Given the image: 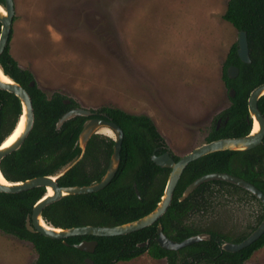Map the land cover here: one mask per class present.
Returning a JSON list of instances; mask_svg holds the SVG:
<instances>
[{"label": "trees", "instance_id": "1", "mask_svg": "<svg viewBox=\"0 0 264 264\" xmlns=\"http://www.w3.org/2000/svg\"><path fill=\"white\" fill-rule=\"evenodd\" d=\"M4 1L0 0L3 5ZM238 32L244 30L248 43L249 62L237 55V43H233L223 62L225 86L234 95L223 110L218 127L214 123L206 136V142L248 134L252 127L247 98L250 91L264 82V0H228L221 15ZM11 31L8 42L10 40ZM236 66L237 75L229 78L226 68ZM0 68L12 80L28 92L34 120L31 130L20 147L0 160V172L10 182L36 176H55L80 154L78 134L89 117H101L118 124L123 131L120 159L112 180L102 189L66 195L45 206L41 217L45 224L55 228L83 225L114 226L140 218L149 213L160 200L170 169L160 167L151 160L169 148L157 131L153 121L145 114H131L112 106L92 110V115L75 116L56 127L58 119L77 103L58 92L47 96L36 84L33 74L18 66L9 53L7 43L0 54ZM264 117V95L257 102ZM18 98L0 89V143L11 133L20 115ZM114 140L101 134H93L87 141L82 156L62 175L57 177L59 186L88 185L101 179L113 151ZM171 153V152H170ZM172 155V154H171ZM174 160L179 157L172 155ZM214 172L237 176L254 185L264 194V138L254 148L235 151L223 150L208 153L189 162L174 188L171 202L163 215L153 224L142 229L115 236H70L64 239L47 237L26 229V218L32 207L45 194L44 187L9 193L0 192V231L18 239L29 241L35 252L33 264H114L129 261L146 252L155 259L165 258L166 264H243L251 254L264 246V232L250 245L236 252L220 249L223 241L239 242L244 239L264 216L259 200L247 190L222 180L201 183L185 199L179 200L184 189L198 177ZM216 187L240 190L256 200L262 207L254 225L248 231H223L219 223L195 224L192 218L202 216L212 205ZM170 239L181 241L191 235L208 233L210 239L198 241L177 250L161 248L157 237V223ZM95 239L94 251L79 250L73 244L81 240ZM148 241L147 244H139Z\"/></svg>", "mask_w": 264, "mask_h": 264}, {"label": "rangeland", "instance_id": "2", "mask_svg": "<svg viewBox=\"0 0 264 264\" xmlns=\"http://www.w3.org/2000/svg\"><path fill=\"white\" fill-rule=\"evenodd\" d=\"M227 1L13 0L9 53L47 96L58 92L91 112L112 106L147 115L180 157L206 142L230 104L223 62L238 31L221 16ZM214 194L193 223L236 233L254 225L262 208L256 200L230 187ZM35 258L29 241L0 231V264ZM114 264L166 260L144 252ZM243 264H264V246Z\"/></svg>", "mask_w": 264, "mask_h": 264}, {"label": "water", "instance_id": "3", "mask_svg": "<svg viewBox=\"0 0 264 264\" xmlns=\"http://www.w3.org/2000/svg\"><path fill=\"white\" fill-rule=\"evenodd\" d=\"M3 5L0 4V54L3 52L6 47L11 31L12 20L14 16V4L13 0H3ZM237 55L243 62H249L248 55V43L246 38V32L244 30H240L237 36ZM0 72L3 73L0 68ZM238 69L236 66H229L227 68L228 77L232 78L237 75ZM4 74V73H3ZM8 81L0 80V89L7 91L9 93H13L20 102V115L16 124L18 123L21 115L24 117L23 129L19 133L18 137L14 139L10 144L6 146H2L3 141L0 143V160L7 154L12 151L18 149L20 145L23 143L24 139L28 135L29 131L32 128L34 114L33 107L30 96L25 88L19 83L12 80L8 75ZM36 84L35 80L30 82V85ZM234 95V91L230 89V96ZM264 95V82L254 87L247 98V108L249 117L253 120L256 119L258 122V130L252 132V128L250 132L244 136L240 137H226L220 138L216 140H212L209 142H205L183 156H180L177 160H174L170 151H165L159 155L152 154L151 160L160 167H167L170 169L168 174L166 184L163 189V193L160 197V200L157 202L155 207L146 215L137 218L135 220L122 223L114 226H94V225H83V226H75L69 228H55L49 226L44 223L41 212L45 206L48 204L57 201L58 199L72 194H84L95 192L103 187H105L114 177L120 159V148L121 142L123 138V131L121 127L115 122L101 118V117H92V112L88 109H83L80 107H74L70 110L66 111L57 121L56 127H60V125L75 116H91L83 123L82 128L78 134L77 144L80 148L79 156L73 160L71 163L66 165L63 169L59 171L55 176L51 175H43L36 176L29 179H25L22 181L10 182L7 181L0 172L1 177L4 179V183L0 182V192H9L16 193L24 190H28L34 187H44L46 190L50 188L51 194H45L40 198L32 207V211L30 217L26 218L25 226L26 229L30 232H39L47 237L55 238V239H64L70 236H80V235H90L95 237L100 236H115V235H123L127 234L144 227H147L157 220L163 215V213L168 208L174 188L180 178V175L186 165L208 153L215 151H223V150H235V151H243L254 148L255 146L262 143L264 138V117L258 109L257 102L258 99ZM65 102H69V100H65ZM15 124V126H16ZM15 128V127H14ZM13 128V129H14ZM108 130L113 132L115 137L113 138V151L109 158L108 166L106 168L105 173L101 177L100 180L96 182H92L88 185H75V186H59L57 184V177L62 175L66 170H68L83 154L86 143L88 139L93 134H98L101 130ZM13 131V130H12ZM210 180H222L234 185H237L252 195H254L259 202L261 203L264 209V194L256 188L251 183L246 180L239 178L237 176L231 175L229 173L224 172H214L202 175L192 181L182 192L179 200L185 199L196 187H198L201 183L210 181ZM43 221V223H41ZM157 237L155 238L157 244L164 249L168 250H177L189 244L210 239V235L208 233H198L195 235H191L181 241H176L168 238L162 231L161 224L157 223ZM264 232V216L261 222L257 225V227L252 230L244 239L239 242H231V241H223L220 244V249L236 252L241 250L242 248L250 245L256 239H258L261 234ZM148 241L139 244L140 246L147 244ZM97 241L95 239L90 240H81L79 243L73 244V246L79 250L86 251L88 253H92L96 246ZM87 264H91L92 261L87 257L84 259Z\"/></svg>", "mask_w": 264, "mask_h": 264}, {"label": "bare ground", "instance_id": "4", "mask_svg": "<svg viewBox=\"0 0 264 264\" xmlns=\"http://www.w3.org/2000/svg\"><path fill=\"white\" fill-rule=\"evenodd\" d=\"M0 80L8 81V78H7V76H5L3 73L0 72ZM23 122H24V117H23V115H21V117H20L18 123L16 124L15 128L13 129V131H11V133L4 139L2 146H6V145L10 144L12 141H14V139L16 137H18L19 133L23 129ZM251 128H252V132H255L258 130V122L256 121V119L252 120V127ZM0 182L4 183V179L1 177V175H0ZM46 192H47V194H51L50 188H47ZM41 223H43V221H41Z\"/></svg>", "mask_w": 264, "mask_h": 264}, {"label": "flooded vegetation", "instance_id": "5", "mask_svg": "<svg viewBox=\"0 0 264 264\" xmlns=\"http://www.w3.org/2000/svg\"><path fill=\"white\" fill-rule=\"evenodd\" d=\"M171 154V153H170Z\"/></svg>", "mask_w": 264, "mask_h": 264}]
</instances>
